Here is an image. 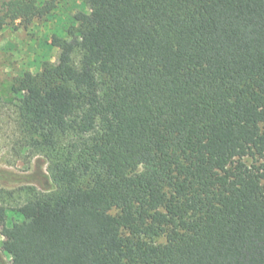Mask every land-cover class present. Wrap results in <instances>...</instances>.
<instances>
[{
	"label": "trees",
	"instance_id": "obj_1",
	"mask_svg": "<svg viewBox=\"0 0 264 264\" xmlns=\"http://www.w3.org/2000/svg\"><path fill=\"white\" fill-rule=\"evenodd\" d=\"M61 1L0 0V30ZM87 7L13 86L53 187L0 206L11 264H264V0Z\"/></svg>",
	"mask_w": 264,
	"mask_h": 264
},
{
	"label": "rangeland",
	"instance_id": "obj_2",
	"mask_svg": "<svg viewBox=\"0 0 264 264\" xmlns=\"http://www.w3.org/2000/svg\"><path fill=\"white\" fill-rule=\"evenodd\" d=\"M78 12L90 13L87 0H63L42 19L9 22L0 30V206L5 209L7 225L22 221L17 209L26 200L27 187L39 191L53 187L47 162L30 150L19 130L16 105L21 95L14 93L13 86L25 73L36 75L45 63H58L59 50L51 41L73 37L72 27L77 26L73 16ZM245 161L253 162L250 158ZM3 241L0 235V264H11Z\"/></svg>",
	"mask_w": 264,
	"mask_h": 264
}]
</instances>
